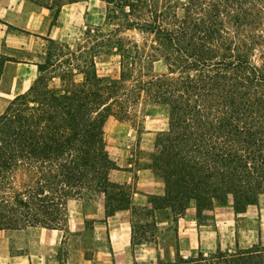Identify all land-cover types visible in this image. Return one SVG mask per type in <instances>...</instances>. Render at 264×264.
Returning <instances> with one entry per match:
<instances>
[{
  "label": "trees",
  "instance_id": "16d2710c",
  "mask_svg": "<svg viewBox=\"0 0 264 264\" xmlns=\"http://www.w3.org/2000/svg\"><path fill=\"white\" fill-rule=\"evenodd\" d=\"M101 1L111 28L87 29L76 51L50 40V87L49 66L37 64L27 92L0 113V230H59L67 202L93 195L103 196L105 217L129 209L126 190L109 181L118 168L104 125L134 120L144 104L168 109L150 163L164 192L135 215L181 217L194 203L199 216L229 200L241 214L256 205L264 194V0ZM108 53L119 58L115 78L96 72V57ZM133 228L131 243L147 242ZM159 264H264V247L176 253Z\"/></svg>",
  "mask_w": 264,
  "mask_h": 264
},
{
  "label": "rangeland",
  "instance_id": "374dc122",
  "mask_svg": "<svg viewBox=\"0 0 264 264\" xmlns=\"http://www.w3.org/2000/svg\"><path fill=\"white\" fill-rule=\"evenodd\" d=\"M82 6H86V15H82V11L78 18L68 16L61 32L66 37L61 43L68 48L67 51H76L78 45L84 42L87 29L92 32L100 28L101 32H107L111 28L104 24V2L88 1ZM52 7L56 11L59 4H52ZM31 45L32 60L49 66L50 42H32ZM95 66L100 77L115 78L119 74V58L114 53L97 56ZM37 74L38 71L30 86ZM44 74L49 78L50 87V66ZM75 79L80 80L81 75L75 74ZM167 123V107L144 104L134 120L120 122L109 118L104 125L105 147L118 168L109 172V181L120 185L119 181L126 176L122 172L132 174L130 183L120 185L130 200L129 212L121 213L112 221V234H104V227L96 229L94 223L105 216L104 198L93 195L90 199L78 198L67 202L68 220L59 227V234L41 230L39 234H11L14 252L30 254V264H159L173 262L176 253L192 258L200 252L206 256L219 248L231 253L254 244L264 247V194L259 196L256 205L241 214L234 213L230 200L224 206L215 205L210 210H202L199 216L194 203H190L181 217L171 213L158 216L157 212L156 217L134 214L137 208H150L149 201L155 196H133L141 188H146L148 182L139 179L137 174L148 171L159 185L164 186L160 175L150 168V163L154 140L159 132L167 128ZM140 202L146 204L136 205ZM194 212L195 223L184 222ZM132 225L134 234H146L147 242L138 245L135 240L131 243Z\"/></svg>",
  "mask_w": 264,
  "mask_h": 264
},
{
  "label": "crops",
  "instance_id": "0c3cea01",
  "mask_svg": "<svg viewBox=\"0 0 264 264\" xmlns=\"http://www.w3.org/2000/svg\"><path fill=\"white\" fill-rule=\"evenodd\" d=\"M51 1L0 0V113L4 111L6 104L11 99L26 92L35 78L37 63L31 58V52L33 51L31 43L53 40L62 44L61 42L65 41L66 37L61 35V32L64 31L68 16L70 18L74 16V19L78 18L79 13L82 11V15H86V6H82V4L88 1L101 0H85L66 4L57 8L56 11L51 7ZM4 104L6 106H2ZM122 173L126 176L119 181L120 185L130 183L132 174L130 172ZM137 175L138 177L140 176L139 179H144L148 182L146 188H141L140 192L134 193L133 196L146 198L149 195L162 194L164 186L159 185L148 171L140 172ZM132 201L134 203V198H132ZM143 204H146V202L136 203V205ZM128 212L129 209L120 210L111 217L103 216L94 223L96 229L104 227V234H112V221H115L121 213ZM184 222L194 224L195 212L191 216L186 217ZM39 230L56 234L61 232L60 230H49L39 227L12 232L0 230V264H30V254L14 252L11 234H23L25 232H30L28 234H39ZM128 234H130V227L128 228Z\"/></svg>",
  "mask_w": 264,
  "mask_h": 264
}]
</instances>
